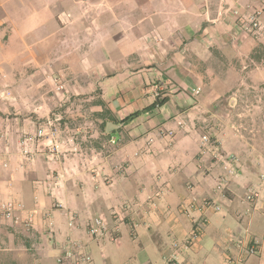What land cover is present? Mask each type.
<instances>
[{"label": "crops", "instance_id": "crops-1", "mask_svg": "<svg viewBox=\"0 0 264 264\" xmlns=\"http://www.w3.org/2000/svg\"><path fill=\"white\" fill-rule=\"evenodd\" d=\"M263 6L262 0H0V19L17 25L22 40L29 18L51 23L52 45L43 36L36 47L65 81L70 98L62 102L77 106L79 96L97 95L89 111L102 126L88 135L98 141L61 144L60 133L71 129L57 115L52 138L30 137L38 128L47 132L46 111L58 102L44 101L32 121L5 113L0 264H57L67 240L89 255L81 264H264V114L236 112L238 91L264 84V31H238L234 14ZM229 92L235 108L222 112ZM157 97L164 103L147 109ZM203 134L239 159L240 175L222 191L216 185L225 172L201 153ZM27 135L24 156L19 139ZM247 188L258 194L252 202L244 199ZM192 200L196 208L189 209ZM203 200L219 210L199 208ZM8 202L23 206L16 212L22 219L33 216L29 228L5 216ZM98 215L107 217L112 238L87 234ZM194 227L198 237L186 244Z\"/></svg>", "mask_w": 264, "mask_h": 264}, {"label": "rangeland", "instance_id": "rangeland-1", "mask_svg": "<svg viewBox=\"0 0 264 264\" xmlns=\"http://www.w3.org/2000/svg\"><path fill=\"white\" fill-rule=\"evenodd\" d=\"M36 6H41L40 1H38L33 7ZM29 12L30 14L33 13L32 10ZM29 19V24L24 27L28 30L23 36V40L21 39L22 37L17 25H12L9 22L0 19V129L2 128L4 131V123L2 119L5 118V113L6 115H9V118L14 115L19 117V121H22L27 117H30V120L32 121L38 115L36 114L38 112L33 111L38 109L41 104L43 105L44 101L48 100L51 102L56 101L58 104L48 106L46 113L50 122L46 123L47 132L41 137L44 138L48 135L52 138L55 124L53 117L57 115V121L60 122L62 126L64 125L71 129L63 130L60 133L63 138L61 144H68L70 142L68 139L78 143H86L90 140L98 141L99 136H95L96 138H88L89 134L95 135V131L99 132L102 130L101 122L97 121V114L93 111H89L90 106L96 107L98 105L97 95L84 94L79 96L80 102L77 106L64 105L66 102L62 101L66 98H70V94L65 87V81L63 80V77H60V74L52 72V68L46 66L45 62L47 65H52L51 57L47 56L48 52L45 54L48 59L43 62V53L37 50V47L42 45V43H39L37 40L41 39L43 36H45L44 41L47 46L52 45V25L50 23L41 26L37 17ZM250 35L255 36L253 34ZM258 49V52H260L261 48L259 47ZM49 52L50 54H53L51 46L49 47ZM46 70L49 72L46 73ZM59 86H61V88H59ZM237 95L238 98H240V102L236 107L237 113L264 114V84L245 91H238ZM229 96H231L230 92L222 97V112L224 110L228 112V109L231 108L234 110L235 108L228 106ZM223 98L226 100H223ZM5 108L8 109L7 112H5ZM85 108L87 110L86 115H88L86 119H84ZM70 113L73 115L76 114L74 117H77V120L71 118L73 116H69ZM39 123L41 124V121H39ZM33 126H39L37 121H35ZM237 129L242 130V132L248 130L241 127H237ZM28 136L29 135H27V137ZM30 137H32V139H34V137L36 138V136L32 135ZM24 138L25 136L19 139L21 153L23 149L22 140ZM211 139L218 143V145H221L216 138ZM4 142L5 138L3 134H0V145H3ZM50 154L51 152L48 153L49 156ZM190 203H196V201L192 200ZM190 203L188 207H190ZM97 218H100L105 222L106 234L103 238H112L108 219L102 215L91 218L86 225V231L88 225ZM71 220L74 226L76 219L73 217ZM188 238L189 236L187 239ZM187 239L185 240L187 241Z\"/></svg>", "mask_w": 264, "mask_h": 264}, {"label": "built area", "instance_id": "built-area-1", "mask_svg": "<svg viewBox=\"0 0 264 264\" xmlns=\"http://www.w3.org/2000/svg\"><path fill=\"white\" fill-rule=\"evenodd\" d=\"M263 5H264V0ZM235 17H236V27L237 30L246 34H253V35H259L264 31V6L262 9L259 10H253L249 12L247 15H241L237 11H234ZM61 88V86H59ZM198 93V90L195 91ZM44 134L43 129L40 128L36 131L35 136L41 137ZM29 138L25 137L22 140V154L24 156H29L30 152L27 148ZM201 141V153L202 154H210L212 158H214L223 168L225 174L223 177H221L218 180V184L216 185V188L218 191H222L227 181L231 178L239 176V159L236 155H233L231 153H227L224 150H222L221 146L218 145L214 140L209 137L207 134H203L200 137ZM56 151V150H55ZM55 159V157H54ZM258 196L256 191H253L250 188H247L244 193V199L248 202H252L254 198ZM196 203H190L189 208H195ZM216 211L219 210V207L214 205L209 200H203L199 208L212 206ZM23 209L22 205H15L13 202H8L3 206L4 214L5 216L11 218L15 223L18 225L26 226V228H29L32 225L33 222V216L29 215L25 218H21L19 214H17V211H21ZM72 219V218H71ZM70 219L69 225L73 226V222ZM198 231L199 227H194V229L191 230L189 238L185 242L188 244L192 240H196L198 237ZM87 234L92 239H100L103 238L106 234V226L104 220L97 218L93 220V222L88 225L87 228ZM80 244L76 240H67L66 243H64V246H62L63 250L62 253L57 258V264H81L88 262L90 260V257L85 252H82L80 249ZM255 246H251L249 249L250 253H254Z\"/></svg>", "mask_w": 264, "mask_h": 264}, {"label": "trees", "instance_id": "trees-1", "mask_svg": "<svg viewBox=\"0 0 264 264\" xmlns=\"http://www.w3.org/2000/svg\"><path fill=\"white\" fill-rule=\"evenodd\" d=\"M164 101H165V98L157 97L155 103L152 104L151 106H149L147 109H152L155 106H159V105L163 104ZM137 115H138V112H135L132 115H130V117H128V118H132V117H135Z\"/></svg>", "mask_w": 264, "mask_h": 264}]
</instances>
